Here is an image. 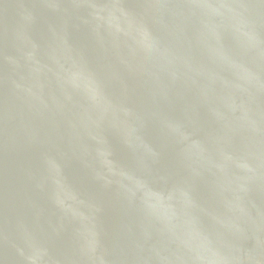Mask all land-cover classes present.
<instances>
[{"label":"water","instance_id":"95a60500","mask_svg":"<svg viewBox=\"0 0 264 264\" xmlns=\"http://www.w3.org/2000/svg\"><path fill=\"white\" fill-rule=\"evenodd\" d=\"M0 264H264V0H0Z\"/></svg>","mask_w":264,"mask_h":264}]
</instances>
